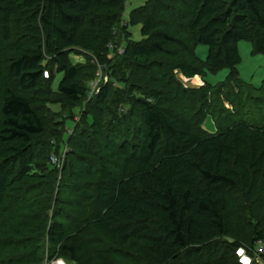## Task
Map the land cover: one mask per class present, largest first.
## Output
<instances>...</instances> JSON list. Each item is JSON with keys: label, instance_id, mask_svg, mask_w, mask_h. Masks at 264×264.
Instances as JSON below:
<instances>
[{"label": "trees", "instance_id": "1", "mask_svg": "<svg viewBox=\"0 0 264 264\" xmlns=\"http://www.w3.org/2000/svg\"><path fill=\"white\" fill-rule=\"evenodd\" d=\"M126 1L0 0V264H241L239 247L264 264L260 225L231 237L239 208L258 224L264 207V118L203 125L207 74L242 86L238 42L264 53V0H146L124 24ZM73 53L110 76L89 98L96 62ZM176 69L206 86L189 93Z\"/></svg>", "mask_w": 264, "mask_h": 264}, {"label": "rangeland", "instance_id": "2", "mask_svg": "<svg viewBox=\"0 0 264 264\" xmlns=\"http://www.w3.org/2000/svg\"><path fill=\"white\" fill-rule=\"evenodd\" d=\"M146 0H127L125 3V7L123 10L122 15V23L126 24L128 22L129 13L132 9L138 7L141 4H144ZM140 24H134L128 25V30L130 31V38L132 40H140L142 38L141 32H140ZM114 48V45H111ZM121 46H117L116 48L110 50L107 54L108 58H111L114 56L115 51L118 53V49ZM238 51L240 55V61L236 65V68L238 70V78L241 81L242 86H240L237 82L234 83V85H226L223 86L219 84V82H224L226 79V76L228 74V69L224 68L220 71L214 73V74H207L206 79L209 81V83L214 84L213 86H209V90L207 91V108L205 109V120H204V129L208 131H214L215 127L219 123H224L226 121V117H233L235 116V112L238 113H244L246 114V117H263L264 118V93L259 91H254L252 86L254 87H260L264 81V53H252L251 52V44L248 41L241 40L238 42ZM196 54L200 58H205L207 54V47L205 45L199 44L196 48ZM70 59L72 63H85L86 61H90L91 63L96 62L94 57L92 55H84L83 53L77 55V54H71ZM105 66L99 64L96 62V70L95 75L99 74V78L102 79L104 82L110 81V76L105 71ZM127 72H129L127 70ZM174 75L176 76V79L178 80L179 84L186 90V91H197L201 87L206 86V82L200 77L199 75L193 76L191 78L184 77L178 69L174 70ZM106 79V80H105ZM112 87L121 89L124 87L123 84H120L114 77H112ZM60 80V75L57 76L56 81L53 85V88L56 89L58 81ZM237 83V84H236ZM250 84V85H247ZM264 86V85H263ZM218 89V90H217ZM229 89L232 92H229ZM216 90V91H215ZM175 91V90H174ZM216 92L218 94L219 100H221V104L223 108L219 109L218 107H214V95L213 92ZM190 93V92H189ZM135 94H138V91H136ZM176 94V92H175ZM177 95V94H176ZM180 95H183L182 93ZM186 95V94H185ZM183 95V96H185ZM184 100L181 102L183 108L190 109V106L193 103L191 96L183 97ZM196 98V97H195ZM199 100H201V97H198ZM181 105V104H180ZM200 103L195 102L193 104V108L199 107ZM48 107L54 111L58 112L61 109V106L59 103H52L48 104ZM117 109L121 113L128 112L130 105L128 103L120 102L116 106ZM192 108V110H193ZM191 111V109H190ZM236 113L238 116L239 114ZM241 113V114H242ZM234 115V116H233ZM78 115L74 119H78ZM228 119V118H227ZM252 119V118H251ZM66 126L68 130H66L69 135L71 134L72 127L74 126L72 120H67ZM95 138V141L97 140V135L92 134ZM91 135V136H92ZM88 136V135H87ZM67 139V135H64L63 142ZM63 142L61 143V151L63 147ZM66 148L64 151L66 152ZM64 151L63 155L64 156ZM49 156H55L53 152H49ZM63 158H58V161L62 164ZM51 161V159H50ZM244 203V202H243ZM239 204V202H238ZM242 204V201H241ZM241 207V205H240ZM257 210V209H256ZM247 212L244 207L239 208V212L237 214V222L235 225L234 233L231 237L235 239H240L242 234L250 233V229L258 227L257 225H260L262 229H264V207H261L258 210V213H256V218L258 221V224L256 223L255 218H252L250 221L247 220L246 217ZM47 244L45 243V249ZM47 254V250H45V256ZM96 261V260H95ZM262 261V260H261ZM61 262V264H68V260L62 259V258H54L51 259L45 258V261L43 264H58ZM97 262V261H96ZM88 264H93V262H89Z\"/></svg>", "mask_w": 264, "mask_h": 264}, {"label": "built area", "instance_id": "3", "mask_svg": "<svg viewBox=\"0 0 264 264\" xmlns=\"http://www.w3.org/2000/svg\"><path fill=\"white\" fill-rule=\"evenodd\" d=\"M112 46L110 45V50H112ZM124 50V47L121 45L118 49V53H122ZM46 75V73H45ZM99 74H97L92 80L89 81L88 86H89V92H88V98L98 92V90L100 89L101 84H104L106 82L103 83L102 79L99 78L98 76ZM106 80V79H105ZM63 158V156L61 157ZM51 162L55 163L58 167L61 166V163L58 161V158L56 156H51ZM264 252V242H262L261 240L257 241L255 243V250L254 253L255 254H260ZM236 254L238 256L239 262L241 264H251L252 262V256L246 251V249L244 247H239L236 250ZM58 264H61V262H59Z\"/></svg>", "mask_w": 264, "mask_h": 264}]
</instances>
